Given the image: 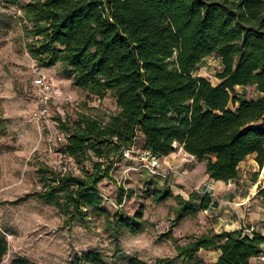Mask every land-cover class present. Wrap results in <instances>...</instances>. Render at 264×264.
Returning <instances> with one entry per match:
<instances>
[{
  "label": "trees",
  "instance_id": "obj_1",
  "mask_svg": "<svg viewBox=\"0 0 264 264\" xmlns=\"http://www.w3.org/2000/svg\"><path fill=\"white\" fill-rule=\"evenodd\" d=\"M19 8L22 31L30 36L25 46L36 64L58 63L72 84L115 96L116 110L106 120L80 113L61 122L62 151L72 156L78 173L39 168L37 196L58 206L68 223L76 217L87 221L91 212L103 215L112 239L143 229L142 207L131 215L117 208L110 216L98 191L101 180L114 179L117 159L139 132L143 151L160 157L181 145L205 161L211 178L236 177L251 153L264 172V0H28ZM210 54L220 62L217 83L195 71ZM237 85H254L259 94L242 96ZM152 195L155 201L175 200L162 234L175 241V253L153 261L132 256L129 264H193L200 248L218 249L208 264H250L259 254L264 235L242 228H207L177 242L171 228L182 216L206 208L210 197L190 191L185 198L168 185ZM7 249L0 235V264ZM80 258L105 264L95 249ZM8 264L39 263L13 255Z\"/></svg>",
  "mask_w": 264,
  "mask_h": 264
},
{
  "label": "rangeland",
  "instance_id": "obj_2",
  "mask_svg": "<svg viewBox=\"0 0 264 264\" xmlns=\"http://www.w3.org/2000/svg\"><path fill=\"white\" fill-rule=\"evenodd\" d=\"M17 1H0V235L8 242L2 264H8L13 255H24L39 264H88L80 256L90 249L99 250L105 264H129L132 256L153 261L173 255L175 241L162 234L169 227L173 216L170 206L175 200H153L154 188L165 186L168 176L162 175L166 171L161 159L152 167L142 157L140 132L133 146L117 159L114 179L101 180L98 191L103 197L101 207L110 216L117 208L131 215L142 207L143 229L124 230L112 239L104 228L103 215L88 212L87 221L76 217L68 223L58 206L37 196L42 187L40 167L79 172L72 156L62 151L65 131L61 122H71L80 113L106 120L116 110V102L110 90L97 94L72 84L58 63L36 64L25 46L30 36L24 35L19 19V2L28 0ZM200 62L196 73L215 83L219 68L215 55H207ZM39 73L50 75L62 90L60 97L48 102L46 117L35 115ZM236 89L242 96H256L251 86ZM120 186L123 199L119 203ZM176 186L172 182L169 185L174 194L180 192ZM196 216L197 212L182 216L171 228L177 242L200 233ZM214 257L212 251L200 249L193 264H208Z\"/></svg>",
  "mask_w": 264,
  "mask_h": 264
},
{
  "label": "crops",
  "instance_id": "obj_3",
  "mask_svg": "<svg viewBox=\"0 0 264 264\" xmlns=\"http://www.w3.org/2000/svg\"><path fill=\"white\" fill-rule=\"evenodd\" d=\"M218 81L217 78L215 83ZM246 86L253 87L256 96L259 94L254 85ZM159 159L163 171H166L162 175L168 176L166 185L175 183L180 189L177 193L185 198L190 191L210 197L209 205L197 211L200 233L207 228L217 232L242 228L248 234L256 231L264 235V172H261L254 153L239 163L237 176L228 180L211 178L206 171L205 161L197 159L178 144ZM200 249L212 251L214 260L219 254L218 249ZM260 254L264 255V241L260 244L259 254L250 258V264H264Z\"/></svg>",
  "mask_w": 264,
  "mask_h": 264
},
{
  "label": "built area",
  "instance_id": "obj_4",
  "mask_svg": "<svg viewBox=\"0 0 264 264\" xmlns=\"http://www.w3.org/2000/svg\"><path fill=\"white\" fill-rule=\"evenodd\" d=\"M213 55V54H210ZM218 61V67H220V62L217 56H215ZM201 62L199 63V65ZM37 92L35 99L37 101V106L35 110V115L37 117H46L49 113V103L51 100L55 99L56 97H60L62 94L61 88L53 82V79L48 74L39 73L37 82ZM126 152V151H125ZM124 152V153H125ZM142 157L147 159L149 164L152 167H157L159 157L156 155L151 154L149 151L145 150L142 152ZM260 258L264 259V255L260 254Z\"/></svg>",
  "mask_w": 264,
  "mask_h": 264
}]
</instances>
